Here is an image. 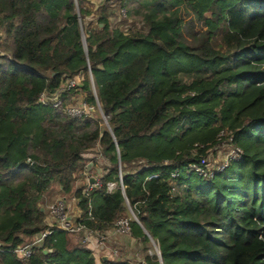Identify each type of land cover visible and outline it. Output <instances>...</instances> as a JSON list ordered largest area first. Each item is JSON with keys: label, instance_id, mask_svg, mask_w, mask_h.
Masks as SVG:
<instances>
[{"label": "trees", "instance_id": "obj_1", "mask_svg": "<svg viewBox=\"0 0 264 264\" xmlns=\"http://www.w3.org/2000/svg\"><path fill=\"white\" fill-rule=\"evenodd\" d=\"M114 2L142 28L113 26L116 12L97 0H0V241L11 250L47 230L40 204L57 186L95 234L128 209L148 233L132 221L117 257L99 264H264V0ZM89 68L111 133L99 114L37 103L82 75L64 106L79 90L94 104ZM222 130L241 162L211 181L170 178ZM96 149L108 165L86 197L74 184ZM120 179L124 190L108 193ZM73 239L53 232L28 261L8 251L0 264H98Z\"/></svg>", "mask_w": 264, "mask_h": 264}, {"label": "built area", "instance_id": "obj_2", "mask_svg": "<svg viewBox=\"0 0 264 264\" xmlns=\"http://www.w3.org/2000/svg\"><path fill=\"white\" fill-rule=\"evenodd\" d=\"M114 1L115 0H97V3L107 4L111 9H115L116 17L112 20V25L125 31L136 26V24L128 19L126 8L124 6H118ZM122 20H127V24H123L121 22ZM139 24V26H136L138 29L142 28V23ZM83 81L84 78L82 75H77L72 79L62 78L60 80L59 88L54 92H41L38 96L37 103L44 107H50L54 110H62L63 113L70 118L88 119L93 118L95 115H100V103L97 99L93 83L90 84V87L94 98V104L88 103L83 91L79 90V94L76 93L73 95L70 98V101L64 106V96L71 90L82 88ZM190 154L192 157H197L198 160L187 164L183 169H176L170 173V178L172 180L177 179L181 173H185L187 175H193L204 181H211L225 172L233 163L241 162L244 152L240 146L235 144L234 134L222 130L217 134L213 143L206 145L194 144L190 150ZM86 158H89V155H86L85 159ZM87 160L88 159H86L85 168H87L88 164H92L94 162L93 159H91V162H87ZM139 163L143 162L141 161ZM168 164L169 163L167 161L164 162V165ZM90 176L92 175L86 172V170L81 175L82 181L86 184L85 189H81L80 186H78V184H80V182H77L78 180L74 184L75 190L80 189L82 194L86 197L89 196L90 192L100 189V178L102 176L100 167L97 168V173L93 176L97 179L95 184L89 183ZM154 178H158V175H151L148 179ZM116 188H119L121 191L124 190L121 179L119 180V184H107L108 193H111ZM174 192L175 188L173 187L171 189V193ZM88 217L89 219H93L91 215L90 202L88 205ZM135 217V215H131L130 218H121L107 233L105 232L103 235L95 234L82 225L81 217L80 219L73 220L68 214V204L66 201L58 199L47 207V218L50 220V222L46 223L47 230L39 233L35 239L25 245L11 250H7L8 246L0 241V253L4 254L9 251L10 253L17 255L20 261L26 262L33 256L34 250L41 247L43 240L46 237L53 232H61L71 236H79L83 246L91 251L95 260L97 259L100 261L101 247H105L104 244L108 246L107 256L109 258L110 256L117 257L119 250L113 247L112 242L121 237H131L132 221L138 225L140 224L137 217ZM91 237H95L96 239L91 240ZM155 252L156 251L154 250V254L156 255ZM136 264L144 263L143 261H138Z\"/></svg>", "mask_w": 264, "mask_h": 264}, {"label": "crops", "instance_id": "obj_3", "mask_svg": "<svg viewBox=\"0 0 264 264\" xmlns=\"http://www.w3.org/2000/svg\"><path fill=\"white\" fill-rule=\"evenodd\" d=\"M93 169L95 171H92ZM86 172H87V168H86ZM88 173H90L92 176H94L95 173H97V169L94 168L93 166H91V168H90ZM77 182H80V184H81V182H82L81 177L78 179ZM74 189H75V187H74ZM73 195H74L73 193L71 195H66V194L62 193L60 191V188H58V187L53 188L48 194H46V197H44V200H43L44 201L43 202V205H44L43 211H44V213L46 215V223L50 222V220L47 218V207L49 206L48 204H51V203L55 202L58 199H63V200L66 201V203L68 204V214L71 216V218L73 220L80 219L82 213H81V211H80V209L78 207V200ZM73 238L78 242V244L80 246H83L82 241H81V239L79 237H74L73 236ZM118 239H120V238H118ZM125 239H127V238L126 237H121L119 242L114 240L112 242V244H113V246H117L118 247L117 249L119 250V246H121V243H123V240H125ZM104 245H105V247H101L100 258H102L103 256H107L108 246L106 244H104Z\"/></svg>", "mask_w": 264, "mask_h": 264}, {"label": "rangeland", "instance_id": "obj_4", "mask_svg": "<svg viewBox=\"0 0 264 264\" xmlns=\"http://www.w3.org/2000/svg\"><path fill=\"white\" fill-rule=\"evenodd\" d=\"M92 2L94 3L95 2V0H92ZM114 11H115V9H113ZM132 22L134 23V24H136V26H139L140 24H139V22H141V21H136V20H133L132 19ZM92 75V74H91ZM88 76H89V74H88ZM182 81L185 83V82H187V83H190V81H189V79H187L186 77H183L182 78ZM94 90H95V87H94ZM86 92V91H85ZM82 93V92H81ZM87 93V92H86ZM95 93H96V90H95ZM79 94V93H78ZM84 94V93H83ZM85 95V94H84ZM88 95V94H87ZM89 158H86V159H88L87 160V162H91V159H93V161L95 162V164H96V166H98V167H100V170H101V172L103 173V169H105V166H107L108 165V162L107 161H105V160H103L102 159V157L98 154V152H97V149L93 152H90L89 154ZM94 173V172H93ZM78 186H80L81 187V189H85L86 188V184L82 181L81 182V184H78ZM57 187V186H56ZM55 188V187H54ZM50 192V191H49ZM48 192V193H49ZM47 193V194H48ZM44 197H46V195L44 196ZM44 197H43V200H44ZM43 202L44 201H42V203L40 204V208H41V210H43L44 209V205H43ZM48 205H50V204H48ZM129 210V215H130V209H128ZM74 237H79V236H74ZM80 238V237H79ZM96 238L95 237H91V240H95ZM74 240V239H73ZM30 242V241H29ZM113 247H115V248H118L117 246H113ZM158 247V246H157ZM137 254H138V256L140 257V258H143L142 257V255H141V253H139L138 251H137ZM159 261V260H158ZM96 262L99 264L100 263V261H98L97 259H96Z\"/></svg>", "mask_w": 264, "mask_h": 264}, {"label": "water", "instance_id": "obj_5", "mask_svg": "<svg viewBox=\"0 0 264 264\" xmlns=\"http://www.w3.org/2000/svg\"><path fill=\"white\" fill-rule=\"evenodd\" d=\"M81 37H82L83 51H84L85 55L87 56V46H86L85 37H84V34H83V33H82V36H81ZM88 74H89L90 84H92V83H93V80H92V75H91L90 68L88 69ZM99 106H100V105H99ZM99 111H100V116L103 118L104 123L106 124L108 131L111 133L110 128L108 127V124H107V122H106V119H105L104 116H103V113H102L101 107L99 108ZM91 166H92L91 163L88 164V166H87V172H89ZM96 182H97V179H96L95 177H93V176H90V178H89V183H90V184H95ZM41 211H42V210H41ZM131 215L134 216V214H133L132 212H131ZM135 218H136V217H135ZM139 225H140V224H139ZM140 227L142 228L144 234H145L147 237H149L148 233L143 229V227H142L141 225H140ZM149 238H150V237H149ZM153 245H154V250L156 251V252H155V253H156V256L158 257V260L160 261V253H159V249H158V247H157L156 244H153ZM102 249H103V248H102ZM108 259H109L108 256H103V257L101 258V261H107Z\"/></svg>", "mask_w": 264, "mask_h": 264}]
</instances>
